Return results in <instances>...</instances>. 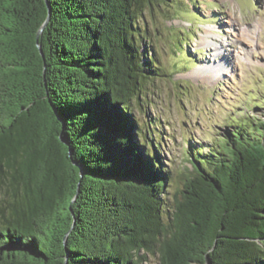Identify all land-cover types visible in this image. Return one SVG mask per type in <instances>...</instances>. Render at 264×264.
<instances>
[{"label": "trees", "instance_id": "1", "mask_svg": "<svg viewBox=\"0 0 264 264\" xmlns=\"http://www.w3.org/2000/svg\"><path fill=\"white\" fill-rule=\"evenodd\" d=\"M169 1L48 0L40 34L45 0H0V264H264L258 114L189 151L167 208L135 108L162 75L145 14Z\"/></svg>", "mask_w": 264, "mask_h": 264}, {"label": "rangeland", "instance_id": "2", "mask_svg": "<svg viewBox=\"0 0 264 264\" xmlns=\"http://www.w3.org/2000/svg\"><path fill=\"white\" fill-rule=\"evenodd\" d=\"M145 20L162 75L135 112L155 123L171 208L191 173L189 151L207 154L234 119L264 118V0H170Z\"/></svg>", "mask_w": 264, "mask_h": 264}, {"label": "water", "instance_id": "3", "mask_svg": "<svg viewBox=\"0 0 264 264\" xmlns=\"http://www.w3.org/2000/svg\"><path fill=\"white\" fill-rule=\"evenodd\" d=\"M46 1V4H47V7H48V16H47V18H46V20H45V22H44V24H43V26H42V28H41V30H40V34L42 33V31H43V29L46 27V25L49 23V21H50V19H51V14H52V10H51V6H50V3L48 2V0H45ZM64 143H67L66 141H63ZM69 156H70V158L72 159L73 158V152H72V150H71V148H69ZM72 162H73V164L75 165V166H77L79 169H80V175H81V178L83 177V175H84V170H83V167L76 161V160H72ZM80 186H81V183H79L78 184V191H77V195H76V197L74 198V200H73V202H75V200L77 199V197H78V194H79V192H80ZM74 226H75V220H74V225H73V227L72 228H74ZM70 233H68L67 235H66V237H65V243H67V237H68V235H69Z\"/></svg>", "mask_w": 264, "mask_h": 264}, {"label": "bare ground", "instance_id": "4", "mask_svg": "<svg viewBox=\"0 0 264 264\" xmlns=\"http://www.w3.org/2000/svg\"><path fill=\"white\" fill-rule=\"evenodd\" d=\"M218 54V53H217ZM219 55V54H218Z\"/></svg>", "mask_w": 264, "mask_h": 264}]
</instances>
